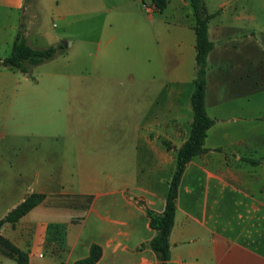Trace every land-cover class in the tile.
<instances>
[{
    "label": "crops",
    "instance_id": "obj_1",
    "mask_svg": "<svg viewBox=\"0 0 264 264\" xmlns=\"http://www.w3.org/2000/svg\"><path fill=\"white\" fill-rule=\"evenodd\" d=\"M28 1L0 0V59L9 54L19 30L35 47L62 39L68 43L30 73L0 64V119L5 120L0 150L15 151L0 152V218L28 193H45L15 223L5 221L0 234L28 252V264H76L89 254L92 243L102 250L94 264H154L149 241L155 229L145 207L164 209L176 150L193 120L195 75L183 72L196 54L190 0H167L161 11H148L142 3L145 14L128 9L139 0H56L64 28L80 22L88 29L73 37H66L65 30L40 29L33 20L36 11L26 15ZM33 1L36 9L40 0ZM173 1L188 7L186 17L155 14ZM204 3L213 13L208 21L213 47L207 56L205 106L214 123L204 139L207 149L188 161L179 184L168 264H264V250L242 236L241 227L210 222L216 215L207 212L206 195L194 211L179 194L192 164L204 173L198 180L206 189L213 181L221 193L238 194L241 219L257 212V192L264 189V169L257 170L264 167V157L252 158L241 131L251 121L250 128H256L255 98L264 88V49L258 47L256 34L264 36V25L257 19L254 0ZM130 32L137 47L152 39L162 43L165 54L159 65L163 76L152 75L157 92L151 110L144 112L145 97L137 98L134 124L129 122ZM34 70L42 78H29ZM18 82L40 84L41 94L26 90L18 96ZM238 98L243 99L236 103ZM13 118L24 119L25 128L8 127L7 120ZM6 135L24 142L2 146ZM0 264L18 263L0 251Z\"/></svg>",
    "mask_w": 264,
    "mask_h": 264
},
{
    "label": "rangeland",
    "instance_id": "obj_2",
    "mask_svg": "<svg viewBox=\"0 0 264 264\" xmlns=\"http://www.w3.org/2000/svg\"><path fill=\"white\" fill-rule=\"evenodd\" d=\"M149 2V0H144ZM212 1H220V0H207L208 3ZM257 5V19L260 24L264 25V0H254ZM142 0H139L133 6H129L132 12L142 11ZM28 9L26 10V15H31L34 10L36 11V15L33 16V20L37 21L38 27L40 29H44L45 31L51 33H58L62 31H66L68 36L73 37L80 34H83L88 31L85 28V24L77 22L67 24L64 28V22L58 18L56 14V0H40L36 9H34V1L29 0L27 2ZM188 7L182 6L179 3H175L173 1L167 9H165L162 13L156 12V15L165 14L167 16H176V17H186ZM144 14L145 12L142 11ZM136 14V13H135ZM26 21V20H25ZM98 25V24H97ZM132 32V30H130ZM129 33L128 42H129V57H128V66H129V87L128 94L130 96L129 100V122L130 124H134L137 121V110L135 109L138 105V99L141 96L145 97L144 101V112H147L150 107V101L153 96L156 95L157 89L153 86L152 83V75H162V70H159V65L162 66L165 61V54L162 43H157L155 40H149L145 42L144 47H137L136 38L134 33ZM70 40V39H69ZM256 42L259 48L264 49V36L257 32L256 34ZM160 46V47H159ZM139 48V49H138ZM143 53V54H142ZM59 55V54H58ZM57 55V56H58ZM55 58V57H54ZM84 64V63H82ZM207 66V65H206ZM35 67V66H34ZM33 67V68H34ZM33 70V69H32ZM31 70V71H32ZM185 73H193L196 77V62L194 60V56H191V64L189 60L186 62V67L184 69ZM144 75V76H142ZM42 74L38 70H34L32 76L29 78L35 79L36 77L39 79ZM143 77V78H142ZM194 77V78H195ZM144 80V81H143ZM33 82V81H32ZM34 83V82H33ZM144 84V87H143ZM259 84V83H258ZM260 85V84H259ZM30 88V89H29ZM260 88V86H259ZM26 90L28 94H41L40 84L38 86L34 84L31 86H25V84L18 82L17 86V95L19 96L22 93L26 94ZM243 98H238L235 100L236 103H239ZM256 128L252 129L250 126H253V121H251L250 126L247 125V128L242 127L241 131H244L245 134L242 135L247 137L248 143L251 145V151L249 152L252 158L261 159L264 157V88L258 89L256 94ZM142 105V104H140ZM139 108H142V106ZM151 110V109H150ZM141 114V111H139ZM8 127H17L19 126L21 129L25 128V125L21 123L24 122V119L19 120L17 118L9 119ZM5 123V120L0 119V128ZM27 126V125H26ZM29 126V125H28ZM240 131V128L237 129ZM251 132L250 134L248 132ZM132 135L130 134L129 142H132ZM15 142L16 145H21L24 141L20 139V137H16L13 139L12 136L6 135L5 139L1 141L2 146H9L10 143ZM2 155H14L15 151H5L0 150ZM249 165V164H247ZM264 169L263 166H257L258 172ZM203 172H199L197 167L192 164L185 173L183 178L182 187L180 190V197L182 203L186 206L190 207L194 211L198 210V203L200 200L206 195L207 197V212H212L215 214L214 219H210V222L216 221L218 225L223 223L228 224L234 229H238L239 227L241 231L239 233L242 236H248L247 239L252 243L256 244L259 248L264 250V189L262 194L257 192V212L252 213L248 216H243L242 219L238 217L237 211L239 209L243 210V207L237 204L236 199H238V194H234L229 192L228 190L221 193L213 183V181L209 182L208 189L205 188L204 183H199L198 177L203 176ZM259 185V184H258ZM257 185V186H258ZM189 188V189H188ZM245 228V229H244ZM244 229L245 231H243ZM247 234V235H246ZM150 246V245H149Z\"/></svg>",
    "mask_w": 264,
    "mask_h": 264
},
{
    "label": "trees",
    "instance_id": "obj_3",
    "mask_svg": "<svg viewBox=\"0 0 264 264\" xmlns=\"http://www.w3.org/2000/svg\"><path fill=\"white\" fill-rule=\"evenodd\" d=\"M152 1H154L160 11L166 6L167 2V0ZM190 4L195 17V62L197 73L193 80L191 92L193 120L187 138L176 150L175 167L168 183L164 209L161 212H156L149 207H145L149 217V224L155 229V234L149 241V245L157 258V262L154 264H168L170 259L169 235L174 224L179 184L188 161L196 154L207 149L204 146V139L208 128L214 123V118L208 115L205 106L207 56L213 47V41L208 35V21L213 13L207 11L204 0H190ZM64 49L61 42L43 47L32 46L27 42L23 30H19L11 45L9 54L0 59V64L24 73H30L34 66L53 59L62 53ZM44 197L45 193L43 192L33 191L28 193L22 201L0 218V226L5 221L15 223L32 207L41 202ZM0 251L15 258L18 264H28V252L15 245L2 234H0ZM101 252L100 245L92 243L89 254L77 260L76 264H94L99 259Z\"/></svg>",
    "mask_w": 264,
    "mask_h": 264
},
{
    "label": "built area",
    "instance_id": "obj_4",
    "mask_svg": "<svg viewBox=\"0 0 264 264\" xmlns=\"http://www.w3.org/2000/svg\"><path fill=\"white\" fill-rule=\"evenodd\" d=\"M144 7L148 10V11H152L157 9L156 4L154 3V1H150L148 2H143Z\"/></svg>",
    "mask_w": 264,
    "mask_h": 264
},
{
    "label": "water",
    "instance_id": "obj_5",
    "mask_svg": "<svg viewBox=\"0 0 264 264\" xmlns=\"http://www.w3.org/2000/svg\"><path fill=\"white\" fill-rule=\"evenodd\" d=\"M61 43L65 46V45H67L68 41L65 40V39H62V40H61Z\"/></svg>",
    "mask_w": 264,
    "mask_h": 264
}]
</instances>
